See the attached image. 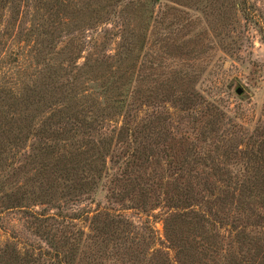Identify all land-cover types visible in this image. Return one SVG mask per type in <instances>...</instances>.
<instances>
[{"label": "rangeland", "instance_id": "1", "mask_svg": "<svg viewBox=\"0 0 264 264\" xmlns=\"http://www.w3.org/2000/svg\"><path fill=\"white\" fill-rule=\"evenodd\" d=\"M0 264H264V0H0Z\"/></svg>", "mask_w": 264, "mask_h": 264}, {"label": "water", "instance_id": "2", "mask_svg": "<svg viewBox=\"0 0 264 264\" xmlns=\"http://www.w3.org/2000/svg\"><path fill=\"white\" fill-rule=\"evenodd\" d=\"M235 92H236L237 94H241V93H242V89L238 87V88H236Z\"/></svg>", "mask_w": 264, "mask_h": 264}]
</instances>
